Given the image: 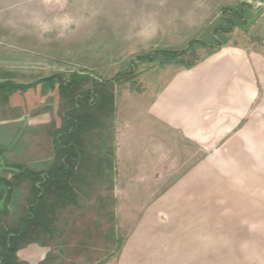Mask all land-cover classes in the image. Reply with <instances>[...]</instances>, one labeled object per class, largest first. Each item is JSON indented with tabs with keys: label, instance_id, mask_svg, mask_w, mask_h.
Instances as JSON below:
<instances>
[{
	"label": "rangeland",
	"instance_id": "obj_1",
	"mask_svg": "<svg viewBox=\"0 0 264 264\" xmlns=\"http://www.w3.org/2000/svg\"><path fill=\"white\" fill-rule=\"evenodd\" d=\"M7 1L14 5L17 1L20 13H29V17L20 15L17 35L14 27L4 26L2 37L10 36L11 30L12 36L18 37L13 44L29 62L33 60V76L61 71L67 79H80L79 91H91L86 96L92 93L97 97L103 92L108 96L97 121L82 136L86 152L76 164L72 200L54 210L51 221L20 244L17 260L20 264H122L118 255L124 198L136 196L130 202L137 203L134 200L142 197L145 186L118 184L127 171L114 163L111 118L116 87L112 82L126 81V85L137 87L142 75L156 80L166 70L198 62L222 41L264 53V0ZM7 1L0 11L6 10ZM26 3L34 7L27 9ZM244 12H248L246 20L239 23L238 16ZM192 39L197 42L189 44ZM164 49L182 52L170 60L160 54ZM152 51L155 59L138 58ZM41 88L39 84L0 87L16 97L26 94V98L34 97ZM66 107L67 112V101ZM61 117L57 115L50 122V147L45 132L34 131L27 137L25 130L26 151L6 152L7 160L25 173L18 179L13 175L1 177L14 183L0 224H19L35 199L30 174L47 169L41 165L32 168V163L47 162L48 157L50 162H58L53 133L64 127ZM263 140L260 138L257 152H243L237 167L229 158L221 157L220 167L218 158H212L210 169H205V175L209 172L212 178V228H225L211 233L210 264H264ZM113 184L119 188L117 193ZM44 246L47 253L43 258Z\"/></svg>",
	"mask_w": 264,
	"mask_h": 264
},
{
	"label": "crops",
	"instance_id": "obj_2",
	"mask_svg": "<svg viewBox=\"0 0 264 264\" xmlns=\"http://www.w3.org/2000/svg\"><path fill=\"white\" fill-rule=\"evenodd\" d=\"M7 3L0 11V79L33 80L40 75L33 76V60L13 44L18 37L12 30L2 37L4 26L14 27L17 35L20 15L29 13H20L17 1ZM33 7L26 3L25 8ZM246 17L244 12L239 23ZM165 73L156 80L142 75L137 87L112 82L114 163L127 171L118 184L145 186L137 203L130 202L136 196L124 198L118 262L210 264L211 233L225 228H212V178L205 169H210L212 158H218L220 167L221 157L237 167L243 152L258 151L264 139V53L222 41L198 62ZM44 83H39L40 92L27 98L0 89V155L7 166L17 167L6 152L26 151L25 130L27 137L45 132L49 146L50 122L57 115L65 119V96L57 83ZM47 159L31 167L49 169L56 163ZM17 168L1 172L0 178L18 179ZM43 248L44 258L47 246Z\"/></svg>",
	"mask_w": 264,
	"mask_h": 264
},
{
	"label": "trees",
	"instance_id": "obj_3",
	"mask_svg": "<svg viewBox=\"0 0 264 264\" xmlns=\"http://www.w3.org/2000/svg\"><path fill=\"white\" fill-rule=\"evenodd\" d=\"M241 17L238 16V20ZM191 42L197 41L192 39L189 44ZM180 52L182 50L174 53L171 50L164 49L160 54L163 53L166 59L171 60ZM155 57L157 55L152 51L147 57L139 56L138 58L150 60L155 59ZM80 77L84 76L81 75ZM54 80L47 82L53 81L58 84V90L65 96L69 106V111H67L64 120V127L57 131L60 134L55 139L58 162L47 169L46 172L41 171L39 173L34 172V175L30 174L32 175V187L36 196L27 208L25 215L21 218L20 223L13 227L8 224H0V264H20L21 262H18L16 256L20 244L29 241L27 238L31 233L45 227L51 221L54 210L65 207L72 200L74 194L72 181L78 171L76 164L80 159H83L86 152L82 147L84 144L82 136L87 132L89 126L97 121V114L104 107L103 102H105L107 95L103 92L100 94L101 96L98 94L97 97L93 96L92 93V95L88 94L89 97L86 96L85 93L91 92L90 89L86 88L79 91L81 82L75 76L68 78L64 84ZM75 97H77L76 100ZM107 100L109 101V99ZM24 173L25 170L20 169L15 174ZM4 182L9 185L11 191L13 182L10 180H4ZM5 210L4 207L3 210H0V213L5 212Z\"/></svg>",
	"mask_w": 264,
	"mask_h": 264
},
{
	"label": "water",
	"instance_id": "obj_4",
	"mask_svg": "<svg viewBox=\"0 0 264 264\" xmlns=\"http://www.w3.org/2000/svg\"><path fill=\"white\" fill-rule=\"evenodd\" d=\"M52 79H55L60 84H64L67 81V78L63 76V72L55 71L47 75L39 76L29 81H18L12 78L0 79V87L9 85V86L16 87V88H28V87L36 86L39 83L52 80ZM6 170H17V169L14 167L5 165L4 160L2 159V156L0 155V173ZM0 192H2V195L0 197V210H3L5 207V200H6V196L8 192V186L0 183Z\"/></svg>",
	"mask_w": 264,
	"mask_h": 264
},
{
	"label": "flooded vegetation",
	"instance_id": "obj_5",
	"mask_svg": "<svg viewBox=\"0 0 264 264\" xmlns=\"http://www.w3.org/2000/svg\"><path fill=\"white\" fill-rule=\"evenodd\" d=\"M2 182V183H1ZM0 183L1 184H5V185H7L5 182H4V180H3V178H0ZM8 186V192H7V196H6V200L8 199V196H9V193H10V187H9V185H7ZM1 195H2V192H0V197H1ZM6 200H5V203H6Z\"/></svg>",
	"mask_w": 264,
	"mask_h": 264
}]
</instances>
